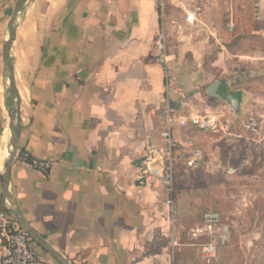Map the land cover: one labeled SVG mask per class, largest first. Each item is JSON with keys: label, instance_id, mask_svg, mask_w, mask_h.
Returning <instances> with one entry per match:
<instances>
[{"label": "crops", "instance_id": "crops-1", "mask_svg": "<svg viewBox=\"0 0 264 264\" xmlns=\"http://www.w3.org/2000/svg\"><path fill=\"white\" fill-rule=\"evenodd\" d=\"M15 1L0 0V210H18L43 247L69 264H201L176 222L171 238L163 189L138 188L130 178L147 147L164 146L167 103L174 117L211 115L195 102L203 87L195 83L198 45L168 53L171 41L194 39L180 32L178 0H165L162 14L157 0L25 1L10 52L18 151L49 168L44 175L16 157L4 198L11 151L4 47ZM253 20L264 21L254 11ZM161 29L167 79L156 50ZM217 93L206 97L223 101ZM206 135L173 129L183 145L193 139L200 146ZM31 247L43 262L59 264L33 239ZM3 254L0 245V264Z\"/></svg>", "mask_w": 264, "mask_h": 264}, {"label": "rangeland", "instance_id": "rangeland-1", "mask_svg": "<svg viewBox=\"0 0 264 264\" xmlns=\"http://www.w3.org/2000/svg\"><path fill=\"white\" fill-rule=\"evenodd\" d=\"M178 3L172 6L181 13L176 16L182 25L180 32L193 33L194 39L171 41L168 53L198 45L200 74L195 83L200 82L203 87H198L200 95L195 102L200 108L211 107V115L230 119L232 126L227 133L207 134L199 141L203 151L216 158L221 169L208 173L177 167L176 227L182 233V241L189 243L188 232L199 224L202 214L219 211L228 220L231 241L219 249L211 263H203L196 253L193 259L201 264H262L264 21L253 20L251 0H178ZM188 15H193V25L186 23ZM190 55L185 57L187 62ZM214 82L220 83L218 91L223 101L206 97L205 89ZM249 117L258 120L259 131L255 135L242 128ZM258 232L263 235L256 236Z\"/></svg>", "mask_w": 264, "mask_h": 264}, {"label": "built area", "instance_id": "built-area-1", "mask_svg": "<svg viewBox=\"0 0 264 264\" xmlns=\"http://www.w3.org/2000/svg\"><path fill=\"white\" fill-rule=\"evenodd\" d=\"M164 1L157 0L161 14L165 8ZM251 4L255 19L257 21L264 19V0H251ZM187 22L189 24L193 22V15H188ZM156 50L158 60L164 69L165 79H167L168 56L163 29L157 35ZM162 113L164 123L161 136L164 146L162 148L147 147L144 156L138 161L136 173L130 178L138 188L159 186L163 189L166 195L164 202L167 210L166 226L173 239L176 222L175 177L177 167L192 171L201 169L208 173L221 169L217 159L207 155L193 139H189L185 145L178 143L173 138L174 125L176 124L183 130L217 136L229 132L232 122L230 119L223 120L215 115L174 117L168 103L164 106ZM242 128L247 133L255 135L259 131L258 120L255 117H249L242 124ZM22 160L42 174H48V163L32 160L28 154H24ZM200 221V225L189 230L188 236L192 244L198 248L202 261L211 263L217 257L218 250L231 241L230 225L224 215L216 211L204 212ZM202 240H207V242L201 243ZM31 244L32 238L15 218L6 210H0V245L4 252L1 264H48L37 256Z\"/></svg>", "mask_w": 264, "mask_h": 264}, {"label": "water", "instance_id": "water-1", "mask_svg": "<svg viewBox=\"0 0 264 264\" xmlns=\"http://www.w3.org/2000/svg\"><path fill=\"white\" fill-rule=\"evenodd\" d=\"M26 0H16L13 6L12 14L10 17L9 25H8V38L5 43L4 47V63L6 67V74L9 80V124H8V132L10 136V145H11V151L9 153V157L6 163L5 172L2 175V181H3V196L4 198L8 197V185H9V174H10V168L12 164L14 163L17 153H18V134H19V128L16 124V119L18 116V111L15 106L16 101V87L15 82L13 78L12 73V66H11V60H10V52H11V45L13 41V35H14V29L16 25L17 15L19 11L21 10L23 4ZM220 86L219 82H214L212 85L208 87L206 90V93L211 98H217L219 97L217 91ZM9 213L15 218V220L18 222V224L30 235V237L35 240L39 245H42L40 242V239L35 235V233L29 228L28 224L25 222V220L22 218L21 214L18 212V210H9ZM45 248V247H43ZM45 250L48 251V249L45 248ZM49 254L59 263V264H69L67 260L62 258L56 253L48 251Z\"/></svg>", "mask_w": 264, "mask_h": 264}, {"label": "trees", "instance_id": "trees-1", "mask_svg": "<svg viewBox=\"0 0 264 264\" xmlns=\"http://www.w3.org/2000/svg\"><path fill=\"white\" fill-rule=\"evenodd\" d=\"M24 155V152L23 151H18V153H17V160H19V159H22V156ZM192 171V170H191ZM1 210H3V209H1ZM216 212H219V211H216ZM220 213V212H219ZM201 224V221L199 222V224L198 225H200ZM201 243H205V242H207V240H202V241H200Z\"/></svg>", "mask_w": 264, "mask_h": 264}, {"label": "bare ground", "instance_id": "bare-ground-1", "mask_svg": "<svg viewBox=\"0 0 264 264\" xmlns=\"http://www.w3.org/2000/svg\"><path fill=\"white\" fill-rule=\"evenodd\" d=\"M3 105V104H2ZM4 133V132H3ZM2 139V138H1ZM7 153V152H6Z\"/></svg>", "mask_w": 264, "mask_h": 264}]
</instances>
